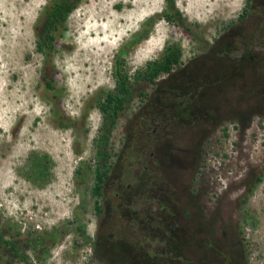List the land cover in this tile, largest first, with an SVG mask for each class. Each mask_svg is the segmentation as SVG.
I'll return each instance as SVG.
<instances>
[{
  "label": "rangeland",
  "instance_id": "1",
  "mask_svg": "<svg viewBox=\"0 0 264 264\" xmlns=\"http://www.w3.org/2000/svg\"><path fill=\"white\" fill-rule=\"evenodd\" d=\"M169 1L82 0L47 58L37 50L36 28L52 0H0V264H148L135 251L115 254L121 237L141 240L156 261L153 253H164L139 217L146 221L159 205L147 190L174 189L176 202L166 215L178 220L173 228L180 225L175 231L184 247L167 264H264V0H174L187 32L162 17ZM151 19L148 38L122 57L131 75L171 44L182 49L175 73L203 61L224 62L213 54L229 48L244 74L207 99L204 118L184 127L174 123L170 141L177 158L169 171L154 146L159 141L147 137L157 112L138 94L153 97L172 76L135 84L136 98L110 135L113 179L105 200L98 199V213L95 141L104 117L95 98L115 89L121 47L143 34ZM251 33L263 44L253 47ZM242 42L252 50L247 57H241ZM187 83L192 92L195 84ZM140 178L151 179L142 190ZM38 237L46 238L33 241Z\"/></svg>",
  "mask_w": 264,
  "mask_h": 264
},
{
  "label": "trees",
  "instance_id": "2",
  "mask_svg": "<svg viewBox=\"0 0 264 264\" xmlns=\"http://www.w3.org/2000/svg\"><path fill=\"white\" fill-rule=\"evenodd\" d=\"M80 1L82 0H52V3L45 8L44 13L39 18V25L36 28L38 52L49 58L52 51L55 49L58 40L63 36L62 30L66 25L69 15L77 8ZM247 1L251 2L252 0ZM169 5V12L165 13L162 17L175 27L181 28L185 32L189 31L190 27L186 25L185 19L180 11L177 9L174 10V0L169 1ZM154 22V19L149 20L147 23L149 27L145 29L143 34L133 37V39L121 47L115 67V89L112 92L107 93L104 96L105 99H102L101 97L95 98V106L100 109L104 117L101 134L95 141L98 165L95 170L96 185L92 193L93 196H96L97 198L95 204L98 213L102 212L101 204L98 199L102 196L103 200H105L104 189L106 187V182L113 179L110 167V135L117 124V119L121 112L125 111L128 105L136 98L137 94L135 93V84L141 81L156 83V80L161 76H168L169 79L172 76V83H169L166 78V82L163 83V86H158L156 88V94L153 95V97L144 92L138 94L141 101L144 99H150L152 108L157 112L152 116L148 125L149 132H147V137L149 138L148 141L151 139L152 142H155L154 140L158 141V133L156 132V129L157 131H159V129L164 130L169 137H172L175 132L173 130L177 128V126H173L176 121L180 126L184 127L185 125L183 122L185 121H192V119L199 121L200 118H204V111L206 112L208 108L207 99L210 98V96L215 95L217 89H220L229 83L230 85L226 87V89L233 86L235 80L242 78V75L244 74H242L243 69L241 66L235 64L232 59L235 57L236 51H230L229 48H227V51L225 50V53L222 55H218L219 53L217 55H215V53L213 54L214 57L223 59L224 62H219L217 64L214 62L211 64H204L203 61L199 64H195L197 66H190V69L189 67H186L180 72L175 73V68L180 67L182 64V49L178 44H171L166 47L160 58L148 62L143 69L137 70L134 75H131V73L124 68V61L122 60V57L130 50H133L143 40L148 38L149 29L153 27ZM250 35L254 41L252 43L253 47L263 44V41L258 39V34H255L254 36L253 33H251ZM242 43L243 45L245 44L244 49L246 52H242L241 57H247L245 53H250L252 50L249 48L248 43ZM252 69L254 70L255 68ZM186 81H190L192 82L191 84H195L196 87L192 92L188 90L189 85ZM46 86L51 91L55 90L54 85H52V81L47 82ZM164 92L167 94L169 93V96L173 97V100H171L172 102H175V104L167 106L171 100H166L164 98ZM173 92H177L178 96L176 94V97H174ZM56 96L54 95L55 98ZM200 98L204 100V103H201ZM163 104L168 108L159 114L158 110L161 106H163ZM199 111H201L202 114H200ZM136 115V119L141 117V114ZM140 119L143 121L142 118ZM146 120L147 119H144V122ZM152 142H150V144ZM154 146H160V144L157 143ZM159 148L163 151V154L161 153V159L164 171H169V169L171 170V167H173L171 162L175 164L177 156L174 154V151H171L173 147L171 148L163 145ZM80 172L81 170H77L78 174H80ZM139 182H141L142 187L140 188L142 190L144 189L143 185L150 183L151 179L140 178ZM125 191L129 192L131 190L127 187ZM130 194L132 193L129 192V196ZM146 194L149 195V198L152 196L157 197V200L159 201L157 204L159 205L156 210L152 209V213L146 217V221L140 219L139 217V220L143 221L141 227L145 228V232L149 229L146 233L148 235L146 236L155 237V241L158 242V246L160 247L159 249L162 250L164 256L161 255L160 251L157 252L158 254L153 253L152 256L157 258L156 261H153L155 259H151L152 253L150 250H147L146 246H143L141 240L127 239L126 237L119 238L114 247H112V251L115 252V254H119L122 251H127V253L135 251V253L138 254L139 259L145 260L148 264H167L178 260V254L184 247L179 233H176V231L180 229V225L174 229L173 224H175L178 220L175 219L174 215H166L167 210L168 212H172L176 200H174L168 192L147 190ZM121 195H123V192ZM171 216H173V218H170ZM2 238L3 237L0 236L1 240H3ZM45 238L46 237H38L36 239L34 238L33 241L43 243ZM106 240L107 242H110V238H107ZM130 241L135 242L140 246V248L138 249L135 246H132ZM145 241H147V239ZM188 242H190L189 238ZM126 246L129 248L125 249ZM129 249H132V251H129ZM159 257L160 259H158Z\"/></svg>",
  "mask_w": 264,
  "mask_h": 264
},
{
  "label": "flooded vegetation",
  "instance_id": "3",
  "mask_svg": "<svg viewBox=\"0 0 264 264\" xmlns=\"http://www.w3.org/2000/svg\"><path fill=\"white\" fill-rule=\"evenodd\" d=\"M157 133H158V136H157V139H158V141H159V144H160V146H163V145H166V147H171L172 146V143H171V137H169L165 132L166 131H164V130H160L159 129V131H156ZM162 135H164V136H162ZM173 147V146H172ZM171 147V148H172ZM171 151H174V149L172 148L171 149ZM175 152V151H174ZM175 189L174 190H172V193H170L171 195L170 196H172V195H174L175 194ZM158 195V194H157ZM173 197V196H172ZM174 200H175V198H174ZM214 219L216 220L217 219V217L215 216L214 217ZM192 240L193 241H191V243L193 242V243H195V244H197V241H198V238H196V237H192ZM208 243V244H207ZM204 245H206V246H209V239H208V241H204ZM188 246H191V244H190V242H189V245ZM212 251H214V252H218V249H216V248H211V252ZM221 256V255H220ZM226 256V255H225ZM228 262H230V261H228V259L226 260V263H228Z\"/></svg>",
  "mask_w": 264,
  "mask_h": 264
}]
</instances>
